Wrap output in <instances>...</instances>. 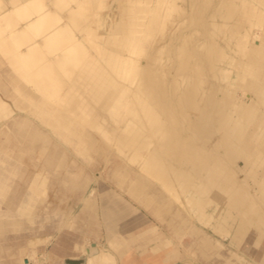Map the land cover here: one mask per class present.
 Segmentation results:
<instances>
[{"label":"rangeland","instance_id":"obj_1","mask_svg":"<svg viewBox=\"0 0 264 264\" xmlns=\"http://www.w3.org/2000/svg\"><path fill=\"white\" fill-rule=\"evenodd\" d=\"M144 1L143 4L149 5L150 9L146 11L148 8L145 7L148 6H140L142 3L137 4V8L145 11L146 21L151 28L153 26L152 32H146L152 34L145 33L143 36L151 41L147 51L157 63L153 65V75L142 81L137 93L131 98L135 102L133 106L143 108L137 120L129 121L135 125L137 121L143 126L146 140L139 145L142 148L137 153L140 160L134 158L136 153L128 150L121 154L116 148L119 142L106 139L98 130L91 128L85 112L65 99L67 88L62 90L57 100H50L56 111L68 115L65 119L57 112L42 115L43 118L30 113L36 111V104L24 98L20 89L8 82L10 75L16 78L18 75L6 65L4 56L0 54L1 83L6 87L9 97L4 98L12 109L6 115L7 119H0V210H6L9 214L7 218H0V264H19L22 257L31 254L28 244L31 240L35 241L37 250L36 254L33 252L30 256V264H84V247L93 241L106 243L108 240L116 241L117 248L113 251L117 264H123L129 258L141 264L262 263L264 238L257 243L253 226L249 228L240 246L232 245L229 241L231 237H224L214 230L219 213L216 204L207 208V211L211 210L209 212L213 218L209 225H204L164 192L161 185L154 182L156 188L172 203L173 210L179 213L174 215L170 211L157 217L128 198L119 187L121 185L124 190L131 188L132 183H135L132 180L140 175L148 179L142 161L158 138L153 130L147 128L150 124L147 115L143 113L144 105L147 108L149 105L155 106L157 110H161L160 105H164L169 109L163 110L160 115L165 120V126L172 130L170 136L178 139L183 153H190L193 163L188 162V165L195 168L194 162L198 159H203L207 164L205 160L213 155L224 158L227 170L234 179L232 191L240 189L242 194L249 196L252 203H257L255 199L259 191L252 190L243 170L237 167V159L227 151L230 139L224 127L218 124V116L223 111L227 112L228 99L234 94L239 99L248 98L242 88L247 83L241 78L244 75V64L248 69L259 66L255 60L257 58L254 59L255 54L252 57L243 56L240 45L248 41L257 48L264 43V0H232L236 4L230 0L231 6L225 11L227 13L224 12L225 15L220 17L215 15V18L211 15L218 11L217 8L204 1L198 10V19L196 16V19H189L185 14L187 0ZM94 2L97 6H104L100 11L96 9L90 20L89 35L87 33V38L81 43L82 56L103 62L105 45L121 19L120 1ZM66 3L68 0H60V4ZM92 4L93 1L90 5L94 8L96 5ZM152 7L158 11L156 15ZM242 11L251 12L254 16L246 25L238 27L237 15ZM150 17L154 18L148 19ZM62 25H65L63 36L69 39L72 37L67 36L73 26L71 20L63 21ZM154 26H157L156 29ZM244 33L247 36H242ZM70 39L67 42L71 44ZM142 56L147 58L145 53H141L135 57V63L143 61ZM127 61V74H137V66L132 67L130 59ZM211 63L214 67L210 72ZM216 71L215 76L213 72ZM191 81L192 87L182 89L183 85ZM35 92L41 96L40 99L43 98L41 93ZM185 92L191 98H185ZM43 100L48 102L46 98ZM17 101L26 109H20ZM13 121H17L18 126H12ZM91 138L98 140L97 143H92ZM197 152H200V158ZM239 164L243 166L241 160ZM123 170L130 174L129 178L122 176ZM107 190L112 191L110 195L106 194ZM114 192L133 206V210L124 215L132 224L133 230L128 233L109 230L105 221L102 205L110 199L115 202ZM145 200L148 202L149 198ZM171 218L175 220L174 225L179 232L174 226L168 225L167 220ZM192 227L209 238L213 247L204 248L199 239L201 235L195 234ZM154 229L158 231L159 237L171 242L157 252L153 249L162 244L161 238L157 240L158 243L152 239ZM172 249L173 256L168 258L167 252ZM158 254L160 257L156 259Z\"/></svg>","mask_w":264,"mask_h":264},{"label":"bare ground","instance_id":"obj_2","mask_svg":"<svg viewBox=\"0 0 264 264\" xmlns=\"http://www.w3.org/2000/svg\"><path fill=\"white\" fill-rule=\"evenodd\" d=\"M87 1L68 0V3L63 5L60 4V0H0V54L4 56L3 58L8 63L6 65H9L12 72L18 75V78L10 75L8 82L12 86L19 88L24 98L30 99L36 104V111H31L30 113L42 116L47 113L57 112L62 119H65L68 115L62 113V111H56L53 105H51L50 100H57L62 90L67 88L65 99L69 102L71 101L74 107L76 106L75 108L85 112L88 121L90 120L89 126L91 128L98 130L104 138L119 142V146H116L117 144L115 146L121 154L125 150H128L136 153L134 158L140 160V157H137L139 156L137 153L142 150L139 145L141 143L144 144L146 140L142 131L143 126L139 125L137 121L135 123L138 126L129 123V121L137 120L143 109L140 106H133L135 105V102L132 101L133 96L137 93L142 81L146 77L150 78V75H153L155 71L153 67L157 61L147 51L151 41H147V38L143 36L146 32H152L153 26L151 28L148 21H146L145 11L137 8V4L139 5L140 3H142L140 6L143 7L144 0H131L127 3L123 2L124 0H119L121 19L116 24L118 28L111 33L112 36H110L105 45L103 62H99L98 59V61L85 59L86 57L82 56L83 47L81 43L89 35L91 29L90 20L94 17L96 9L100 11L104 6H97L95 4L96 1L92 0L93 4L96 5L94 9L90 5L92 1L90 4ZM187 1L188 5L185 9V14L188 15L189 19H198V15H200L198 14V10L204 1L210 3L211 6L212 4L213 6L215 5L217 8L218 11L213 12L211 15L213 18H215V15L219 17L224 16L227 13L225 12L226 9L231 6V2L235 3L232 0L231 2L230 0ZM85 2L89 6L84 4ZM144 6H148L145 7L148 8L146 11L150 9L146 3ZM158 8L160 7L158 6ZM151 10H154V15H156L155 12H158L153 7ZM242 12H239L237 15L238 27L242 24L246 25L254 16L251 12L245 11L243 14ZM195 16L196 18H194ZM152 18L148 19L152 20ZM67 20H71L73 24L71 29H69V35H67L72 36L69 37V39L71 38V44L67 42L69 39L65 38V35L63 36L65 25H62V22ZM150 33L146 34L149 35ZM86 34L87 36H85ZM242 36H247V33H244ZM178 42L179 40L176 42V45ZM240 46L244 57H252L255 54L254 59L257 58L255 59L256 61L261 59V51L251 46L248 41H243ZM141 53H145L147 58L145 57V59L142 56L144 60L140 61L139 64L137 61L135 63V57ZM127 59H130L132 67L137 66V74L136 72L135 75L127 74L129 72L127 69ZM209 67L211 72L214 66L211 63ZM213 73L216 76L217 71ZM21 77L23 78L21 79ZM1 82L0 77V119L5 120L7 119L6 115L12 112V109L4 98L8 97V91ZM25 84L31 88L28 89V86ZM188 87H192V81L183 85L182 89L187 90ZM31 90H34V92ZM35 91L41 93L43 98H46L50 104L43 100V98L40 99L41 96L39 97ZM184 96L185 98H191L188 92H185ZM160 106L161 110H157L155 106L149 105L147 108L144 105L143 113L147 115L150 124L147 128L156 133L158 141L154 143L152 149L149 150V153L142 161V166L147 172L148 179L141 175L136 178L141 188V195L147 190L149 193H155V191L162 193L153 184L155 182L161 185L164 192H167L172 199L181 204L182 208L187 209L199 222L209 225L213 216L209 212L211 210L207 211L208 207L216 204L219 209L233 211L237 209L240 203H243L242 198L244 194H242L240 189L232 191L231 185L234 179L230 175L229 170H227L224 158L220 159V157L213 155L205 160L207 164L203 162V159H198V163L194 162L196 164L195 168L188 165V162L193 163L191 155L190 153H183L184 151L178 143V139L170 136V131L172 130L165 126V120L160 115L163 113V110L167 111L168 107L164 105ZM18 107L26 109L19 105V103ZM69 112L72 111L69 110ZM16 123L17 121H13L11 124L12 126H18ZM212 128H214V123L212 124ZM211 136L214 137V133ZM90 141L97 143L98 140L91 138ZM196 154L200 158V152ZM168 156L172 158L170 159ZM167 157L168 159H166ZM133 162L135 161L133 160ZM125 172L126 170L122 171V176L129 178L130 174H126ZM130 190L133 192L132 186ZM162 196H164L163 193ZM159 204L163 206L165 203L164 201H160ZM240 206L242 205L240 204ZM93 245H96V248ZM89 248H94V250L92 249L93 252ZM88 249L87 252L84 251L86 264H115V257L108 245L89 244ZM25 259L28 262L31 260L29 257H24L22 259L24 264L26 263Z\"/></svg>","mask_w":264,"mask_h":264},{"label":"crops","instance_id":"obj_3","mask_svg":"<svg viewBox=\"0 0 264 264\" xmlns=\"http://www.w3.org/2000/svg\"><path fill=\"white\" fill-rule=\"evenodd\" d=\"M257 48L261 51V59L257 63V66L259 67H250V69H248V67L244 64V75L241 77L242 80L244 79L247 81V83H244L242 88L243 93L247 95L248 98L243 101L241 98L239 99L234 97V94L228 99L227 112L223 111L222 113H219L218 116V124H221L224 127L223 130L227 131L226 134L231 140H229L227 151L232 153L234 158L237 159V167L243 170L244 175L246 176L245 179L247 183L253 188L252 190L254 192L259 191V195L255 199L257 203H252V200H250L248 196L244 194L242 198L243 203H240L242 206L244 205L243 207L239 204L237 209H234L233 211L219 209L218 219L220 222L217 220L215 223L217 227L215 226L214 230L219 232L220 235L224 237H231L229 241H231L232 245L238 246L241 245L243 238L250 230L249 228L252 226L254 227L257 234V243L261 242V240L264 238V43H262L261 46H257ZM240 160L242 161L243 166L239 164ZM132 182L136 183H132L133 192L130 190V187L124 190L121 185L120 187L118 186L120 188L119 190L127 195V197L136 204L144 207L145 210H147L151 215L161 217L163 214H166V212L170 211H173L174 215H179L178 212L173 210L172 203L169 201V199H167L165 196H162L160 191H155V193L150 194H148L149 191H144V193L141 195V188L138 185L139 183L136 180H132ZM111 192V190L110 192L107 190L106 194L110 195ZM115 193L116 192L112 194L114 195ZM115 197V202H112L111 199L110 201L103 202L102 210L105 221L108 224L109 230L114 232H118V230L120 232L122 230V232L128 233L133 230L132 224L124 215L129 210V212H131V210H133V206L129 205L130 203L127 199H124V197L117 195ZM147 197L149 198L148 202H146L147 199L145 200ZM160 201H164L165 204L162 206V204H159ZM118 208L121 210L118 211ZM7 214L8 211L0 210V218H7V216H9V214ZM167 221L169 226L175 227L174 219L171 218ZM176 230L179 232L178 228ZM193 231L195 234L201 233L195 228H193ZM151 235L152 239L156 242L157 240H160L159 238H161L160 244H162V246L158 247V244L157 248L153 249L155 252H157L158 249L160 250L161 248L171 244V242L168 240L159 237L160 235L156 229L153 230ZM200 235L201 236L199 239H201V244H203V247L212 248V241L205 237L203 233ZM28 244L31 247V254L33 252L36 254L37 249L35 241L31 240L28 242ZM89 244H98L99 246L108 245L112 249L111 253L115 257V264H117L116 254L113 251L115 248H117L116 241L108 240L106 243L93 241ZM93 247L96 248V245H93ZM87 249L88 245L84 247V251L87 252L90 248L88 250ZM92 249L94 250V248ZM92 249H90L91 252H93ZM173 253V249L169 250L167 252L168 258L173 256ZM31 254L24 257H29L31 259ZM24 257L20 259L19 264H24L22 261ZM159 257L160 254L155 256L156 259ZM25 262V264H30V262H28L26 259ZM261 262V264H264V257L262 258ZM84 264H86V262ZM123 264L141 263L133 262V258H129L128 261L123 262Z\"/></svg>","mask_w":264,"mask_h":264}]
</instances>
